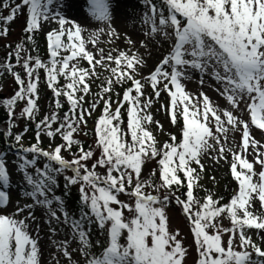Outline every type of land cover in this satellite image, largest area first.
I'll return each mask as SVG.
<instances>
[{
	"label": "snow or ice",
	"instance_id": "6c2138e0",
	"mask_svg": "<svg viewBox=\"0 0 264 264\" xmlns=\"http://www.w3.org/2000/svg\"><path fill=\"white\" fill-rule=\"evenodd\" d=\"M85 2L84 18L103 25L87 35V29L67 15L76 6L75 0H13L12 4L0 0V8L9 11L7 16L0 14V24L4 25L0 36L8 35L7 25L25 9L23 32L27 41H33L44 22L58 25L46 34L47 63L28 54L24 44L13 49L15 64L23 69L27 80L15 72L12 63L5 66L18 85L14 95L3 100L9 121L14 123L15 106L23 101L20 116L35 121L37 131L36 142L28 147L23 144L27 128L13 134L10 123L0 134L15 142L8 151L16 149L13 154L21 176L16 187L22 198L30 201L20 204L17 200L12 213L6 211L13 203V184L7 154L0 153V264H41L38 228L32 227L36 207L46 211L45 222L51 233L56 231L53 222L63 224L76 244L71 247L67 238L56 244L53 264H60L61 258L67 264H185L188 249L179 230L169 227L166 209L172 200L191 224L198 254L196 264H264V248L248 235L250 230L264 233V143L256 140L250 130L254 127L264 132V0H141L146 9L141 20L148 28L144 35L160 48L168 46L147 75L143 69L150 51L147 56L138 48L131 54L118 49L105 54V49L99 47L102 36L113 44L120 39L115 19L122 0ZM127 44L135 48L136 42L128 37ZM140 46L147 48V40H142ZM80 61H86L88 67H81ZM97 67L109 71L110 77L96 94L98 99L85 107V97L91 95L90 80L98 76ZM40 70L45 72L47 87L55 97V109L63 108L62 97L69 106L63 117L53 111L36 120ZM193 77L201 87L211 79L215 91L230 108H219L203 91L195 96L187 91L184 81ZM60 78L67 82L60 85ZM125 84L130 86L113 109L111 93ZM146 86L152 89L151 95L146 94ZM162 93L169 103L161 108H166L173 125L182 120V128L179 142L176 135H170L171 142L158 147L149 126L155 124L160 130L163 126L150 110ZM100 101L104 107L95 123V144L100 153L96 157L75 137L87 126V118ZM125 105L126 131L121 127ZM241 110L247 111L248 120L235 114ZM229 132H241L239 151L225 146ZM42 136L50 140L59 136L61 143L44 148ZM74 147L73 158H65L63 152H72ZM212 151L217 153L213 157L217 163L227 159L226 153L231 154L230 172L238 191L227 204H221L211 193L203 202L195 195V190L202 187V157ZM248 155H253L251 161ZM150 160H156L159 166L158 184L142 178ZM257 165L261 168L258 173ZM61 176L64 191L57 195ZM73 186H78L79 192L78 217L66 210L65 204ZM146 188L158 194L146 192ZM180 188H186L183 199L176 195ZM121 194L134 202L122 201ZM257 202L259 211L255 208ZM224 216L230 220V227L220 222ZM90 225L105 235L103 243L92 241Z\"/></svg>",
	"mask_w": 264,
	"mask_h": 264
},
{
	"label": "rangeland",
	"instance_id": "374dc122",
	"mask_svg": "<svg viewBox=\"0 0 264 264\" xmlns=\"http://www.w3.org/2000/svg\"><path fill=\"white\" fill-rule=\"evenodd\" d=\"M76 6L73 7L70 11L67 12V15L69 18L77 21L82 26H84L87 29V32L85 33L87 35L88 32H95L98 30V26H103L101 22L92 20L91 23H89L88 20L84 18L87 5L85 0H75ZM146 11V9L142 6L141 0H122L121 7L116 15L115 19V27L120 32L121 36L120 39L117 40L114 44L109 43L106 39V37H101V43L99 47H102L105 49V54H107L108 51L112 49H118V50H129L130 54L131 51H135L137 48L139 49L140 53L147 56V53L150 51L151 56L148 57V63L147 66L143 69V74L147 75L156 64L160 61L162 56L165 54L167 50V45H164L163 48H160L158 43L154 41V39H147V37L144 35V33L147 32L148 28L146 25L143 24L141 17L142 14ZM8 13L6 11L3 15L5 16ZM25 20H26V11H22L21 15L11 23L10 25V33L4 37L0 36V54H5L9 51H13V49L18 44H23V36H24V26H25ZM58 28V25L55 22H44L42 24V29L39 31V33L43 36V43L48 48V41L46 38V34L48 31L52 29ZM126 34V35H125ZM130 37L131 40L136 42L135 48H130V46L127 44V38ZM66 39V38H65ZM142 40H147V48L141 47L140 42ZM90 50H93L95 52V49H92V46L89 45ZM66 54V53H65ZM117 53L116 51H113V55L115 56ZM98 55V54H97ZM80 66L87 68L88 64L86 61H80ZM113 67L115 65H112ZM96 72L98 74L97 77H93L90 80L91 85V95H88L85 97L86 104L85 107H88L89 104L93 102L94 99H97V90H98V83L102 82L104 83L107 78L110 77V72L104 69H101L100 67H97ZM139 78V77H138ZM27 80V77L25 78ZM186 84V90L189 91L191 94L198 95L199 92L203 91L206 93L211 100L214 102L215 105H217L219 108H230L229 105H227L225 99L221 97L217 91H215L214 82L211 79H207L206 83L201 87L199 84V81L197 78L193 77L190 80L184 81ZM18 90V85L16 84L14 77L11 76L8 79H5L0 83V95H3V100L11 98L14 93ZM146 94L151 95L152 89L150 87L146 86ZM46 91L43 93L42 98L45 97ZM2 101V100H0ZM47 100L44 99L41 109H39V112L37 114V117L39 114H43V111L45 110ZM169 98L166 94L162 93L159 100H154V103L151 108V113L153 115V118L155 121H159L160 124L163 126V130H160L156 127L155 124H152L149 126V129L153 132V134L156 136V139L158 141V147L162 146L166 140H170V135H176L178 136L181 131L182 126V120H178L177 124L173 125L170 120V116L168 114V111L166 108H161V105H168ZM25 106V103L23 101L19 102L15 107V120H14V127L16 131L23 132L25 130L26 124H29L33 126V128L30 131L24 132L23 136V144L25 147H28L30 143H35V136H36V127H35V121H29L26 118H22L20 116V112L22 111V108ZM245 105H241V109H244ZM100 114V108L97 106L96 109L92 112V115L87 118V126L83 127V130H91L94 127V119ZM236 115L240 116L244 120L249 119V115L247 111L241 110L237 111L235 113ZM36 117V118H37ZM55 127V126H54ZM251 134L252 136L260 141L261 143H264V132L251 127ZM76 139L79 140H88L89 138L87 135H85L82 132L76 135ZM96 137L90 138L87 142L90 144V148L94 151L95 156L99 157V149L96 148L95 144ZM241 141V132H229L228 133V142L226 143V147L232 148L236 151H239L238 145ZM61 143V139L59 136H57L54 140H50L47 136H42V145L48 147L49 144H52V146H55L56 144ZM0 153H6V152H0ZM7 154V167L11 174V181L13 184V190L11 191V200L12 204L8 206L7 212L9 214L12 213L13 207L15 205V202L19 200L20 204H24L26 201L24 198H22L20 194V189L16 187L20 181L21 176L18 174L16 170V157L12 154ZM227 159L226 160H219L217 163L213 157L217 156V153L215 151H212L210 154L205 155L202 157V163L204 164V171L201 173V180L199 183L202 185V187H199L196 189V194L199 193L204 187L206 186H212L215 191L222 190L225 182L232 176L230 172V161H231V154L226 153ZM65 158L71 160L73 158V155L71 156H65ZM248 159L251 161L253 159V155H248ZM93 161H89V166H91V163ZM195 167V165H193ZM157 167V161L156 160H150L147 161L142 172V178L148 180L152 175L153 171H155ZM256 172L258 173L261 171V168L259 165L255 168ZM98 172L101 174H105V170L102 168L97 169ZM68 175H71V172L66 173ZM228 185L232 186L235 184V194L238 191V185L235 180L233 182H227ZM78 191V186H73ZM146 192L152 193V194H158L154 192L153 190L146 188ZM163 191V190H162ZM214 192V191H213ZM212 192V193H213ZM219 192V191H218ZM212 195H216V192ZM184 198V197H183ZM182 198V199H183ZM122 201L126 203H133V199L128 197L125 194H121L119 197ZM169 206V205H168ZM255 208L257 211L260 210V205L257 202L255 205ZM36 221L32 224L33 228H38V234L40 237V249H41V264H53L52 262V256L56 253V244H58L60 241L64 240L65 238L69 239L71 242V247H75V242H72L71 240V234L69 233L68 228L63 224H56L53 222L52 227L56 229L55 233H51L49 231V225L45 222L47 220V214L46 211L41 207H36L34 209ZM168 218H169V227L171 230H179L181 233V237L183 238V243L185 247L188 249V253L186 256L185 264H195V261L198 259V254L196 250V246L193 241V236L191 233V224L189 223L188 219H186L184 213L181 209H179V206L175 209H172L170 207H167L166 209ZM59 214V213H58ZM125 216L130 218V214L125 210ZM220 222L222 223L223 227H230V220L227 218V216H224L220 219ZM248 235L252 236V239L261 245L262 248H264V240L261 239V236L264 235V233L257 234L255 230L248 231ZM228 236H224L225 242L227 241ZM96 240H100L101 243L105 240V235H100L98 238L92 240L95 242ZM238 243V240H237ZM99 251V249H96ZM76 259H80L82 261V257H80L78 254H73ZM60 264H67V262L61 258Z\"/></svg>",
	"mask_w": 264,
	"mask_h": 264
},
{
	"label": "trees",
	"instance_id": "16d2710c",
	"mask_svg": "<svg viewBox=\"0 0 264 264\" xmlns=\"http://www.w3.org/2000/svg\"><path fill=\"white\" fill-rule=\"evenodd\" d=\"M8 2L10 4H12L13 0H8ZM15 2L18 3L19 0H15ZM6 11H8V10L0 8V14L3 15ZM24 11H26V9ZM8 14H9V11L5 16H7ZM20 15L21 14H19L18 17ZM10 25H7L8 29H9L8 34L10 33V28H9ZM3 27H4V25L0 24V29H2ZM22 43L24 44L28 54L32 55L33 57H39L45 63H47L49 61L50 57H49V53H48V48L43 43V37L41 36V34L39 32L34 34L33 41H27L26 34L24 33ZM10 53H13V51H9V52L2 54V55L0 54V82L5 80L7 77L13 76V74L11 72H8L6 70V67H5L9 62L12 63V65L14 66L15 72H18L22 76V78L25 77L23 69L15 64L14 53L12 56H10ZM39 77H40L39 86H38V88H39V100H38L39 108H41V105L43 103V98H41V97H42L44 91H46V92L48 91L46 94V96L48 97L47 98L48 101H47V106H46L45 112L43 114H39L36 120L38 121V120L42 119L45 115H50L53 111H58L59 115L61 117H63L64 112L68 111L69 106H68L67 102L62 97L61 100H62L64 106L62 109L56 110L55 105H54L55 97L53 96L51 89H49L47 87L46 76H45V72L43 70L39 71ZM63 79L64 78H60V81H59L60 85L65 84L63 82ZM102 84L103 83H101V82L98 84V92L99 93L101 92V85ZM129 86H130V84L118 85L113 89V92L111 93V99L113 101L112 107L116 103V101L119 98H121V95L123 94L124 89L129 87ZM126 109H127L126 106L122 109V119H123L124 123L121 125V127L125 131L127 130L126 129V125H127ZM96 120H95V123H96ZM10 123L11 122H9V118L7 115V108L4 107L3 101H0V134L5 133L7 131V127ZM26 125H29V124H26ZM85 132L87 133L88 138L96 137L95 136V128L92 130H85L84 133ZM16 133H17L16 130L13 128V134H16ZM180 138L181 137L177 138V142H179ZM129 139H130V137H129ZM88 140H86V141L80 140L81 144L83 145V147L86 150L90 148V146H89L90 144H88V142H87ZM168 142H171V141L168 140ZM10 144L14 145L15 144L14 140L9 138L7 135H0V151L9 152L8 147ZM14 152H15V150L12 149V151L9 153L13 154ZM75 152H76V148L74 147L72 152L65 151L64 154L66 156H71ZM16 162H17V158H16ZM155 172H156V175L151 176L148 180L158 184L160 182L159 181V166H158V164H157V169ZM181 176H182V174H181ZM58 183H59V187L56 190V194L60 195L64 191V187H63L64 186V180H63L62 176L58 178ZM149 189H151V188H149ZM185 191H186V188H180L176 191V194H183ZM213 191L216 192L217 199L220 200L221 204L229 203L230 199L232 198V195H231L232 189H231V186L228 185V183H227V185L225 184L222 191H219V192L215 191L211 188H207V189L203 190L202 196L205 195V193L207 194V193H211ZM200 200H201V202H203L202 197L200 198ZM65 204H66V210H68L70 213H72L76 217L79 216V210H80L81 205L79 204V192L77 191L76 188H74V187L71 188V196L66 198ZM169 204L174 206L172 201ZM89 229H90L91 234H92L91 235L92 240L98 238L101 234L104 235L102 232H100L98 229H96V227L94 225H90Z\"/></svg>",
	"mask_w": 264,
	"mask_h": 264
}]
</instances>
